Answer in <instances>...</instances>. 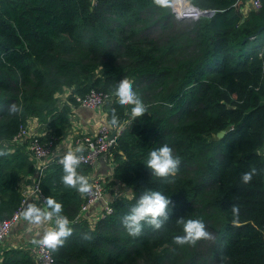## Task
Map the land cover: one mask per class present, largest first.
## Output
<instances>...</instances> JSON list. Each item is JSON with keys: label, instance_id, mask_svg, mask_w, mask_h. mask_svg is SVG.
<instances>
[{"label": "trees", "instance_id": "trees-1", "mask_svg": "<svg viewBox=\"0 0 264 264\" xmlns=\"http://www.w3.org/2000/svg\"><path fill=\"white\" fill-rule=\"evenodd\" d=\"M186 1L213 13L184 23L153 0H0V222L21 207L18 183L34 172L30 139L16 140L27 121L40 122L37 140L53 148L69 128L74 95H115L125 77L146 107L135 119L118 98L102 107L108 123L113 110L118 125L126 122L109 150L107 185L129 196L111 199V211L91 225L77 216L85 194L61 183V157L46 160L38 192L62 205L72 229L50 250L53 264H264V0L246 15L234 0ZM165 144L180 158L171 182L146 167ZM252 168L257 174L243 184ZM77 172L87 177L90 168ZM145 191L171 200L169 219L132 237L122 219ZM181 218L204 222L207 255L174 243L185 235ZM0 264L35 262L30 249L0 247Z\"/></svg>", "mask_w": 264, "mask_h": 264}, {"label": "clouds", "instance_id": "clouds-1", "mask_svg": "<svg viewBox=\"0 0 264 264\" xmlns=\"http://www.w3.org/2000/svg\"><path fill=\"white\" fill-rule=\"evenodd\" d=\"M175 0H153V4L168 8L174 4ZM115 96L117 102L121 106H131V115L135 119L142 117L146 113V107L141 98L133 90V82L128 78L120 80L115 88ZM10 111L16 113L20 109L16 105H12ZM119 117L113 110L111 124L117 126ZM78 152H83L84 149H77ZM109 153V151H108ZM107 153V155H108ZM6 153L0 151V156ZM83 159L82 155H77L74 152H67L61 156L59 163L63 166L64 175L61 177V183L66 188L75 189L80 194H92L93 186L89 183L87 177L79 174L77 169ZM180 158L174 156L172 149L166 144L158 149H154L149 153V158L146 162V167L151 170L152 174L157 178L169 181V177H174L178 171ZM257 174L255 168L242 174L241 180L243 184H248L252 181L254 175ZM43 206L30 204L24 212V218L30 223L39 224L44 221H53L54 229L46 230L38 243L41 246H46L52 251L62 247L65 240L72 235V229L68 226L69 220L66 216L61 215L62 205L51 198H45L42 202ZM171 200L157 191H145L132 207L129 214L122 219L123 227L132 237H139L142 233L145 224L151 226L154 230H159L164 222L169 219L168 208ZM233 223L238 221L239 208L236 205L232 206ZM178 223L183 224L185 235L177 236L174 243L177 245L195 246L200 240L211 239V234L205 230V225L202 220L188 219L184 221L182 218ZM88 237L85 236V239Z\"/></svg>", "mask_w": 264, "mask_h": 264}, {"label": "built area", "instance_id": "built-area-1", "mask_svg": "<svg viewBox=\"0 0 264 264\" xmlns=\"http://www.w3.org/2000/svg\"><path fill=\"white\" fill-rule=\"evenodd\" d=\"M240 1L241 13L243 15L246 14L247 9L250 8L252 10H257L259 8L260 0H234V4ZM169 11L171 17L175 20H191L195 21L201 17H209L213 12L200 10L195 6L188 3L186 0H175L174 4L169 7ZM207 14V15H206ZM258 58L262 60L263 70H264V36L262 39L261 48L257 54ZM64 96V95H63ZM65 97V96H64ZM117 98L115 95L107 94L99 90L90 89L88 92L83 94L82 96H73L74 104H69L70 112L72 108L78 106L83 107L88 110L101 108L107 103ZM63 103H67L63 101ZM35 123V128L38 127V122L35 119H31L27 123V129L31 126V124ZM126 124L123 122L121 125L113 126L112 124L106 123L101 124L94 133L91 134H79L74 136V148L77 155H82L83 159L81 160L80 165L84 166H92L100 157L106 155L108 150L113 146L115 138L120 133L122 127ZM25 127L20 130L19 134L16 136V140L19 139H30L28 141V151L29 158L33 162L34 172L31 178V188L30 195H32L39 204H43L42 197L40 196L37 188L38 177L40 176L42 169L45 166L46 160L51 157L50 151L52 148L51 142L48 141L45 145H41L37 137L41 135V133H32V131L25 130ZM26 131V134H25ZM113 132L114 135L111 139H109L110 133ZM83 148L84 151L78 152L77 149ZM93 186L92 194H85L84 202L80 205V209L78 212V217H83V214L88 210V208L97 200L101 199L103 187L101 183L96 180H92L90 183ZM22 204V200H21ZM20 204V206H21ZM21 207L16 209V211L12 214V216L8 220H4L0 222V241L6 236L9 232L10 228L18 221L20 215ZM111 211L109 206V201L105 202L99 211L97 220L103 218L106 214ZM55 225L48 228V230H53ZM43 236V235H42ZM40 237V239L42 238ZM39 239V240H40ZM31 250V254L34 258L35 264H53V259L51 256V249H48L46 246H41L36 243L35 246L29 248Z\"/></svg>", "mask_w": 264, "mask_h": 264}, {"label": "crops", "instance_id": "crops-1", "mask_svg": "<svg viewBox=\"0 0 264 264\" xmlns=\"http://www.w3.org/2000/svg\"><path fill=\"white\" fill-rule=\"evenodd\" d=\"M103 123H106V117L103 109L101 108L92 110L78 106L72 108L71 115L69 117V128L66 135L55 146H53L50 151L51 156L61 157L69 151L75 152L73 143L74 136L82 133H94ZM38 127V132L36 133H42L43 126L38 123ZM262 152L264 153V151ZM110 158L111 156L108 153V155L106 154L100 157L92 166H88L90 168V172L87 176L89 183H91L92 180H96L101 183L103 187L101 199L94 202L83 214V218H85L90 225L97 221L100 208L105 202H108L115 197H119L120 195L126 196L129 194L128 191L123 190L118 184L112 186L107 185L110 181V170L112 168ZM31 178V175H27L18 183V191L22 197L19 219L10 228L6 236L0 241L1 248H32L36 245V242L40 239L44 232L54 224L53 221H44L39 224H33L24 218V212L30 204L41 206V204H39L38 201L30 195Z\"/></svg>", "mask_w": 264, "mask_h": 264}, {"label": "rangeland", "instance_id": "rangeland-1", "mask_svg": "<svg viewBox=\"0 0 264 264\" xmlns=\"http://www.w3.org/2000/svg\"><path fill=\"white\" fill-rule=\"evenodd\" d=\"M238 3H240V1L239 2H237V3H235V4H238ZM240 9H241V6H240ZM247 9V12L249 11V10H252V9H250V8H246ZM247 12H246V14H247ZM245 14V15H246ZM182 20V19H181ZM181 20H177V21H181ZM188 22V20H185L184 21V23H187ZM150 34H152L153 36H155V37H158V36H160L161 35V32L159 31H157V28H155L154 30H152L151 31V33ZM67 93V91H65V94ZM59 102L60 103H63V101H65L66 100V98L64 97V96H60L59 98ZM58 102V103H59ZM36 120V119H35ZM37 121V120H36ZM29 121H27L26 122V127H25V130L27 129V123H28ZM38 122V121H37ZM38 123H40V122H38ZM35 123H34V125H33V123L31 124V126L30 127H28V129H27V131H30V130H32V133H36V132H38L37 130H38V128L37 129H35ZM68 130V129H67ZM67 132V131H66ZM43 133V132H42ZM25 134H26V131H25ZM262 151H264V146H263V150ZM261 151V154H263L264 155V153ZM125 194V193H124ZM120 196H123V195H120ZM129 196V194L128 195H126V197H128ZM210 240L208 239V240H202V241H199L196 245H195V247H194V249L197 251V254L198 255H200V256H205V255H207L208 253H209V247H210ZM208 264H214L212 261L211 262H209Z\"/></svg>", "mask_w": 264, "mask_h": 264}, {"label": "water", "instance_id": "water-1", "mask_svg": "<svg viewBox=\"0 0 264 264\" xmlns=\"http://www.w3.org/2000/svg\"><path fill=\"white\" fill-rule=\"evenodd\" d=\"M206 15H207V14H206ZM180 20H181V19H180ZM227 129H228V128H226V129H224V130H222V131L217 132L216 135H215V139H219V138H221L222 135L227 131ZM113 135H114V133L111 132L108 138L111 139V138L113 137ZM109 150H110V149H109ZM109 150H108V151H109ZM41 206H43V204H41Z\"/></svg>", "mask_w": 264, "mask_h": 264}]
</instances>
